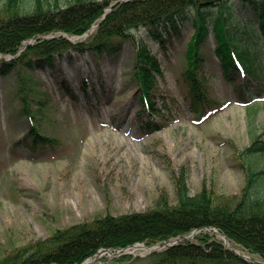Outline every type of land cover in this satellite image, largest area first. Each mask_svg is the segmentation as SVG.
Returning a JSON list of instances; mask_svg holds the SVG:
<instances>
[{
    "label": "rangeland",
    "instance_id": "1",
    "mask_svg": "<svg viewBox=\"0 0 264 264\" xmlns=\"http://www.w3.org/2000/svg\"><path fill=\"white\" fill-rule=\"evenodd\" d=\"M235 13L245 22V10L237 8ZM179 31L166 52L143 31L137 33L162 62L163 76L152 94L153 115L136 93V47L131 41L118 55L87 52L75 54L73 60L66 55L56 60V69H33L31 118L24 113L16 73L0 74L1 253L75 223L145 212L164 195L175 204L174 178L182 170L192 195L206 185L217 198L240 197L247 180L241 151L254 135H264V75L257 81L242 74L238 83L227 81L211 35L201 50L199 75L209 88V99L218 105L201 119L192 111L184 75L194 29L185 25ZM257 49L264 58V46ZM244 82L253 88L248 94ZM69 90L75 94L67 96ZM39 100H46L42 108ZM256 100L259 109L251 115L249 105ZM152 116L160 128L155 132L146 127ZM33 123L56 143L34 146ZM256 159L264 168V154ZM126 252L149 253L142 248ZM118 255L103 254L94 264H111Z\"/></svg>",
    "mask_w": 264,
    "mask_h": 264
},
{
    "label": "trees",
    "instance_id": "2",
    "mask_svg": "<svg viewBox=\"0 0 264 264\" xmlns=\"http://www.w3.org/2000/svg\"><path fill=\"white\" fill-rule=\"evenodd\" d=\"M118 1L0 0V57H15L0 58V74L16 73L18 94L29 118L34 96L31 92L36 85L31 77L33 69H56L57 58L68 55L73 60L72 52L118 55L126 41L136 47L133 77L137 95L142 106L153 112L152 94L158 77L163 75L162 63L147 41L138 40V31L166 52L172 35H179L185 25L192 26L194 34L187 47L188 67L184 75L192 111L200 117L211 114L218 105L209 99V88L199 76L204 64L201 50L211 34L215 36V53L227 80L237 81L241 70L254 80L263 77L264 58L256 46L264 44V0ZM237 8L246 11V22L237 19ZM95 24L97 27L86 39L76 44L68 40L86 35ZM54 34V38H44ZM31 40L35 43L28 44L19 54ZM39 101L41 108L45 106L46 100ZM258 109V105L253 106L249 113L255 115ZM146 124L151 131L159 129L151 119ZM32 125L34 146L56 143ZM241 154L247 180L236 200L217 198L206 185L192 195L182 170L174 178L175 204L164 195L145 212L107 214L91 222L75 223L46 239L14 247L8 253L0 252V264H82L101 249L165 243L199 229L202 231L194 241L144 257L122 255L113 258L111 264H255L230 252L223 240L207 228L217 229L242 251L264 261V168L256 164L257 156L264 154V135H254Z\"/></svg>",
    "mask_w": 264,
    "mask_h": 264
},
{
    "label": "water",
    "instance_id": "3",
    "mask_svg": "<svg viewBox=\"0 0 264 264\" xmlns=\"http://www.w3.org/2000/svg\"><path fill=\"white\" fill-rule=\"evenodd\" d=\"M195 235H196V233H193L190 237H184V238H182V239H178V240H176V241L169 242V243H167L165 246H166V247H172V246H175V245L180 244V243H182V242H184V241H187V240H189V239H193ZM223 238H224L225 240L227 239L226 236H224ZM165 246H159V248L156 247V248H153V250H155V251H159L162 247H165ZM228 248H229V247H228ZM229 249H230L233 253L240 255L239 252L236 251L235 249H232V248H229ZM244 258H245V257H244ZM84 264H91V263H90L89 261H87V262H85Z\"/></svg>",
    "mask_w": 264,
    "mask_h": 264
},
{
    "label": "bare ground",
    "instance_id": "4",
    "mask_svg": "<svg viewBox=\"0 0 264 264\" xmlns=\"http://www.w3.org/2000/svg\"><path fill=\"white\" fill-rule=\"evenodd\" d=\"M230 246H231V244H230ZM101 254L102 253H100L98 256H96V258H93L92 261H95L96 259L100 258L103 255V254L102 255Z\"/></svg>",
    "mask_w": 264,
    "mask_h": 264
}]
</instances>
